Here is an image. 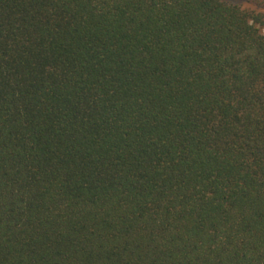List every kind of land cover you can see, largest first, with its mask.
Wrapping results in <instances>:
<instances>
[{"label": "trees", "instance_id": "1", "mask_svg": "<svg viewBox=\"0 0 264 264\" xmlns=\"http://www.w3.org/2000/svg\"><path fill=\"white\" fill-rule=\"evenodd\" d=\"M263 29L228 0H0V264H264Z\"/></svg>", "mask_w": 264, "mask_h": 264}, {"label": "rangeland", "instance_id": "2", "mask_svg": "<svg viewBox=\"0 0 264 264\" xmlns=\"http://www.w3.org/2000/svg\"><path fill=\"white\" fill-rule=\"evenodd\" d=\"M228 1L235 3V4H239L242 7H249V8L255 9L256 11H263L264 12V7L255 6L254 4L247 2V0H228ZM262 32L264 34V29L262 30Z\"/></svg>", "mask_w": 264, "mask_h": 264}]
</instances>
